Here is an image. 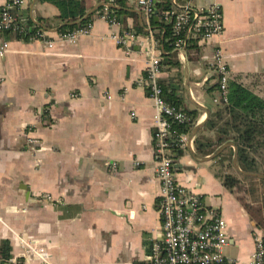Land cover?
Segmentation results:
<instances>
[{"label":"crops","instance_id":"1","mask_svg":"<svg viewBox=\"0 0 264 264\" xmlns=\"http://www.w3.org/2000/svg\"><path fill=\"white\" fill-rule=\"evenodd\" d=\"M123 2L124 22L112 27L97 10L116 8L114 2L86 0L85 17L94 12L92 28L74 43L56 40L66 23L55 5L40 0H25L16 13L29 31L44 30L53 40L50 47L0 34L9 44L0 59V241L9 242L11 260L44 263L23 247L24 239L47 254V264H140L162 240L154 109L147 90L138 85L147 65L145 17L136 0ZM212 2L221 8V34L196 41L197 49L190 51L188 41L195 37L187 29L185 44L174 49L179 64L163 67L160 75L167 96L179 106L169 103L195 112L183 144L169 154L177 183L199 193L203 208L225 219V256L248 264L253 237L264 230L221 179L219 167L226 166V154L234 149L226 147L216 160L192 156H207L194 143L198 134L214 137L205 123L191 142L187 138L222 102L212 68L216 47L230 77H264V0L190 4L196 10ZM123 29L133 30L134 37L119 47L110 35ZM159 49L160 55L168 54L160 43Z\"/></svg>","mask_w":264,"mask_h":264},{"label":"built area","instance_id":"2","mask_svg":"<svg viewBox=\"0 0 264 264\" xmlns=\"http://www.w3.org/2000/svg\"><path fill=\"white\" fill-rule=\"evenodd\" d=\"M111 3L114 0H110ZM191 0L177 4L182 11L173 13L167 11L164 15L168 22H173V31L176 37L175 46L180 49L185 44V32L191 29L197 42L205 43L221 34L223 30L222 12L219 4L212 2L201 9H193ZM25 0H5L0 7V34L8 32L23 38L25 26L18 20L17 9L23 6ZM136 3L145 17L147 30V65L144 77L139 79L138 85L147 90L154 109V157L155 176L159 182V215L161 242L154 243L146 260L140 264H234L233 260L224 254L229 244L225 219L217 212L203 208L201 195L177 183L173 161L169 154L168 140L170 121L184 122L188 120L186 112L163 97L160 75L162 72L159 40L155 37L150 24L154 14L155 0H136ZM109 8L104 7L98 14L110 26L118 27L120 23L111 14ZM92 21L87 25L56 33V40L74 43L79 36L89 34ZM111 39L119 47L126 46L134 37L133 30H119L112 32ZM29 41H41L51 46L53 40L46 37L45 31L37 28L29 35ZM7 40L0 41V59L8 52ZM212 68L215 72L218 91L224 101L227 94V82L230 69L219 47L213 52ZM1 80V78H0ZM183 137L180 142H184ZM31 142V141H30ZM48 199L49 196L45 195ZM254 250L248 264H264V232L256 233L253 237ZM23 247L35 253L47 264V254L41 248L35 249L27 240L22 239ZM1 264H24L10 260Z\"/></svg>","mask_w":264,"mask_h":264},{"label":"trees","instance_id":"3","mask_svg":"<svg viewBox=\"0 0 264 264\" xmlns=\"http://www.w3.org/2000/svg\"><path fill=\"white\" fill-rule=\"evenodd\" d=\"M52 3L58 10V18L67 23L59 27L58 32L73 30L83 27L92 21V14L85 17L88 6L86 0H40ZM108 1V0H105ZM182 1V0H181ZM117 6L110 7L112 15L123 24V15L125 14L123 0H114ZM103 7L97 10L99 13ZM157 14H153L150 18L152 28H158L159 33L155 37L163 46V51L168 54H161V66L167 67L170 65L179 64L175 54L176 37L173 31V22H168L165 18L167 11H172L174 14L182 11L178 5L171 3L170 0H155V8ZM17 14V13H16ZM24 26V25H23ZM141 31L140 27H137ZM36 30V29H35ZM34 30H32L33 32ZM31 31L26 28L24 39L27 38ZM164 33L161 38L160 35ZM3 34H10L4 32ZM190 51L197 49L195 39L188 41ZM235 75L229 78L227 82L226 99L222 101L218 108L209 116L205 122V129L214 132V137L198 134L194 143L197 152L201 155H208L215 148L229 139H232L238 148L237 162L239 167L248 172L258 173L264 164V77L260 75L253 76ZM163 97L167 102H171L177 106L176 101L171 100L166 94V86L161 81ZM218 89V84H215ZM186 112V111H185ZM188 120L184 122H176L171 120L169 126L168 140L170 148L176 151L180 146V140L187 135L195 119V112H186ZM230 154L228 161L231 162ZM220 156V155H219ZM173 161V160H172ZM242 175V174H241ZM246 179H253L251 176L242 175ZM224 186L231 192L236 193L243 190L241 181L231 174L222 176ZM264 184V179H259ZM264 194V192H263ZM241 202L243 200L236 196ZM244 209L249 216L255 221L257 226L264 230V210L260 207L252 205L246 201H242ZM11 247L7 240L0 241V264L11 260Z\"/></svg>","mask_w":264,"mask_h":264},{"label":"rangeland","instance_id":"4","mask_svg":"<svg viewBox=\"0 0 264 264\" xmlns=\"http://www.w3.org/2000/svg\"><path fill=\"white\" fill-rule=\"evenodd\" d=\"M226 155H227V158L230 157L229 156L230 154H226ZM232 157H231V162H229L228 160L226 161L225 167H219V172L223 175H226V174L234 175L241 181V183L244 186L243 190H241V192H237L236 190V193H234L236 196H239L240 198L243 199L241 200V202L246 201L247 204L250 202L252 203V205L260 207L262 210H264V194H263L264 184L261 181H259L260 178H257V177L251 176L253 177V179H250V180L244 178L242 176L243 174L241 175V173L233 167ZM258 173L264 175V164L262 165Z\"/></svg>","mask_w":264,"mask_h":264},{"label":"water","instance_id":"5","mask_svg":"<svg viewBox=\"0 0 264 264\" xmlns=\"http://www.w3.org/2000/svg\"><path fill=\"white\" fill-rule=\"evenodd\" d=\"M111 7H115L114 5H110ZM154 14H157V11L154 10ZM67 24V23H66ZM65 25V24H63ZM186 82H187V85L189 84V68L187 66V61H186ZM187 90L189 91V89L187 88L186 89V96L188 94ZM219 94V93H218ZM221 101H223L221 99ZM194 106H196L197 108L203 110L206 112V109L203 108V107H200L199 105L195 104L194 102L190 101ZM207 116H208V113L206 112ZM208 118V117H207ZM204 121L203 122H200L198 123L192 130V132L190 133V135L188 136V141L191 142V139L193 138V136L198 132L200 131V129L204 126ZM228 146H232L233 149H234V154H233V157H232V165L233 167L239 171L241 174L243 175H248V176H253V177H257V178H261V179H264V175L263 174H259V173H254V172H248V171H244L242 170L239 165H238V162H237V154H238V148L236 146V144L234 142H224L222 143L220 146H218L211 154L207 155V156H204V157H201V156H198L197 154H192V156H196L197 158H199L200 160H210L214 157H216L218 154H220L226 147Z\"/></svg>","mask_w":264,"mask_h":264}]
</instances>
